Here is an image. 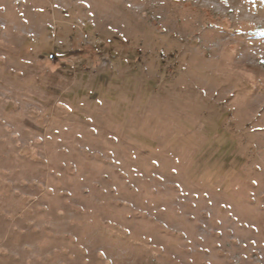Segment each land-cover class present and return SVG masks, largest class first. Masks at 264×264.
<instances>
[{
  "label": "rangeland",
  "instance_id": "1",
  "mask_svg": "<svg viewBox=\"0 0 264 264\" xmlns=\"http://www.w3.org/2000/svg\"><path fill=\"white\" fill-rule=\"evenodd\" d=\"M0 264H264V0H0Z\"/></svg>",
  "mask_w": 264,
  "mask_h": 264
},
{
  "label": "built area",
  "instance_id": "2",
  "mask_svg": "<svg viewBox=\"0 0 264 264\" xmlns=\"http://www.w3.org/2000/svg\"><path fill=\"white\" fill-rule=\"evenodd\" d=\"M54 56H55V55H54L53 53H52V54H50V58H54Z\"/></svg>",
  "mask_w": 264,
  "mask_h": 264
}]
</instances>
